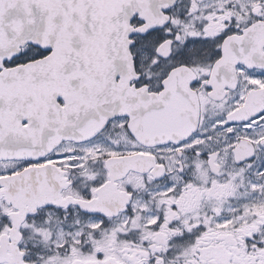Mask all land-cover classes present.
Instances as JSON below:
<instances>
[{
    "label": "snow or ice",
    "instance_id": "obj_1",
    "mask_svg": "<svg viewBox=\"0 0 264 264\" xmlns=\"http://www.w3.org/2000/svg\"><path fill=\"white\" fill-rule=\"evenodd\" d=\"M0 264H264V0H0Z\"/></svg>",
    "mask_w": 264,
    "mask_h": 264
}]
</instances>
